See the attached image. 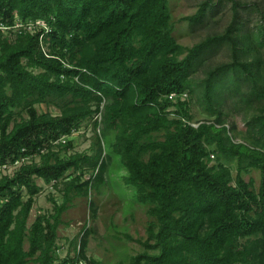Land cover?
<instances>
[{
	"label": "trees",
	"instance_id": "1",
	"mask_svg": "<svg viewBox=\"0 0 264 264\" xmlns=\"http://www.w3.org/2000/svg\"><path fill=\"white\" fill-rule=\"evenodd\" d=\"M230 1L224 30L184 47L173 36L168 0H0V166L20 161L0 175V264H100L85 253L86 227L73 255L58 258L57 227L68 194L107 183L111 166L152 217L143 250L113 264H264V11L245 41L240 8L248 4ZM222 2L201 0L183 19L202 26ZM18 20L41 27L17 28ZM1 26L17 29L10 37ZM225 44L231 59L207 68L199 83L200 103L214 119L195 126L190 75ZM236 97L247 108L260 103L244 123L252 146L234 142V125L224 124L223 99ZM42 102L55 103L59 114L38 113L34 104ZM18 107L26 118H15ZM98 112L95 152L60 156L56 147L71 145L62 137ZM161 130L163 139L151 138ZM210 151L237 159L234 182L218 157L208 164ZM35 154L39 162H26ZM249 167L260 170L257 190L241 175ZM71 171L62 202L52 200V210L27 226L37 178L55 184Z\"/></svg>",
	"mask_w": 264,
	"mask_h": 264
},
{
	"label": "rangeland",
	"instance_id": "2",
	"mask_svg": "<svg viewBox=\"0 0 264 264\" xmlns=\"http://www.w3.org/2000/svg\"><path fill=\"white\" fill-rule=\"evenodd\" d=\"M201 0H168L170 22L173 24V36L176 41L184 47L191 46L206 35L213 32H222L225 26L231 19V1L223 0L219 11L213 16L208 17L204 25L192 26L189 22L183 19L184 16L192 14L197 8L198 2ZM247 2L248 6L240 8V15L243 22V40L246 41L248 36H253L256 32V25L261 21V15L264 11V0H241ZM27 29L31 31L41 27L40 23L33 22ZM5 34L12 37L17 28L13 31H8L4 26H1ZM256 43L254 42V45ZM43 49L46 46L43 45ZM259 54L264 57V45L259 47ZM185 51L179 55V58L184 55ZM253 53H250L248 58H251ZM231 59L228 46L222 45L215 50L207 53L196 64L193 72L190 75L191 86L193 93L190 94L189 112L192 116L191 123L197 125L201 121H212L214 116L209 115L203 109L200 103L201 89L200 81L205 76L207 68ZM246 87L243 86L244 90ZM234 100V101H233ZM236 98L223 99L222 107L224 109V124L234 128L229 132L234 142H242L247 145H254L247 137L244 131L245 120L253 113L257 112L260 103H253L251 108L245 107L246 104ZM61 104V101H57ZM58 104V103H56ZM34 107L38 113L50 112L51 114H59L60 109L53 102L35 103ZM103 107V103L100 106ZM15 118H26L27 113L20 107L14 109ZM97 120V126L93 125V120ZM103 127L102 112L93 115L92 119H85L78 129L74 130L69 136H63L62 141H71V145L59 150L60 156H66L73 152H87L93 154L98 147L97 136ZM166 131L153 132L152 139L161 140L164 138ZM101 142V141H100ZM108 142V141H107ZM102 145V143H101ZM214 149V145L210 146ZM213 154L208 160V164L212 165L219 160L229 166L232 182H234L238 161L234 158L226 159L216 151H210ZM39 162L40 156L37 154L26 159V162ZM20 163L9 165L6 169L0 171L2 174H12ZM245 162H242V166ZM116 166H111L110 175L105 173L107 183L99 185L97 188H90L87 194H76L71 191L68 194L67 208L61 213V222L57 227V248L56 255L62 258L65 254L73 255L75 245L78 247L79 238L83 232V228H90L92 232L88 236L86 255L99 261L100 264H113L119 259H128L132 254L143 250L139 240L144 241L147 238V227L152 217L147 213L149 205L146 203L133 202L131 191H128L125 185L120 180ZM73 176L72 171L67 173V177L57 181L46 183L40 178L36 182L40 186L39 193L34 197L33 206L27 217V226L31 224L35 216L40 213H47L52 210L53 201L58 203L63 200V188L65 182ZM90 171L83 175V179L89 177ZM241 175L246 181L251 182L254 190H257L260 182V170L254 167H249L247 170H242ZM90 201L93 202V208L89 207ZM94 209V211L92 210ZM129 236V237H126ZM244 241V238L241 239ZM24 247H28L27 239L24 240ZM264 260V259H263ZM28 264H33L31 261ZM81 264H88L82 261Z\"/></svg>",
	"mask_w": 264,
	"mask_h": 264
},
{
	"label": "built area",
	"instance_id": "3",
	"mask_svg": "<svg viewBox=\"0 0 264 264\" xmlns=\"http://www.w3.org/2000/svg\"><path fill=\"white\" fill-rule=\"evenodd\" d=\"M31 24H32L31 20H27V21H19V20H18V21L16 22L15 27H17V28H19V27H23V28L27 29L26 27L31 26ZM28 30H30V29H28ZM185 95H186V93H183V96H185ZM169 96H170V97H173V96H174V93H171ZM210 155H211V157L213 156V154H210ZM17 163H20V161L16 160V161L14 162V164H17ZM14 164H13V165H14ZM8 166H9V164H3V165L0 166V170H4V169H6Z\"/></svg>",
	"mask_w": 264,
	"mask_h": 264
}]
</instances>
